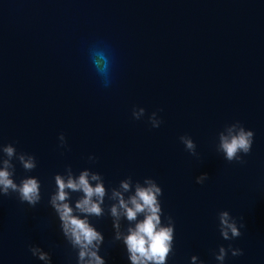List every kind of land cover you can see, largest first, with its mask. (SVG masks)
Listing matches in <instances>:
<instances>
[{"label":"water","instance_id":"obj_1","mask_svg":"<svg viewBox=\"0 0 264 264\" xmlns=\"http://www.w3.org/2000/svg\"><path fill=\"white\" fill-rule=\"evenodd\" d=\"M98 42L112 55L109 87L88 57ZM133 108L144 117L133 119ZM153 112L159 128L148 123ZM237 121L254 132L244 164L216 151L218 133ZM8 144L36 157L31 173L13 160L15 179L38 177L43 198L33 208L0 197V264H43L30 246L51 264H76L48 204L54 175L68 166L99 173L106 188L154 179L175 222L168 264L194 255L218 264L213 252L229 243L243 255L224 264H264V0H0V145ZM221 211L245 225L231 242L218 231ZM91 222L106 264H130L111 218Z\"/></svg>","mask_w":264,"mask_h":264},{"label":"clouds","instance_id":"obj_2","mask_svg":"<svg viewBox=\"0 0 264 264\" xmlns=\"http://www.w3.org/2000/svg\"><path fill=\"white\" fill-rule=\"evenodd\" d=\"M88 57L102 86L112 83V55L109 47L98 42L88 49ZM145 115L144 108H133L132 118L140 120ZM152 128H159L163 121L157 112L148 117ZM60 147H66L63 133L58 137ZM185 150L196 156V144L188 135L179 137ZM254 142V132L247 130L239 121L226 125L218 133L216 151L231 163L244 164V156L250 154ZM17 161L25 173L33 172L37 167L36 157L24 152H17L13 144L0 145V197L16 195L20 203L35 207L42 200L41 182L38 177L24 176L16 182ZM95 162V157H89ZM206 173L196 178L197 184H203ZM55 188L49 194L48 204L59 221V229L72 252L75 253L76 264H106L100 255L104 243V235L97 230L91 218L100 220L109 216L114 229V241L121 242L126 249L130 264H168L174 255L175 222L165 216L160 197L162 188L151 178L143 183L133 182L128 177L119 182L118 187L106 188L104 178L97 172L84 169L76 175L71 166L66 167L63 174H55ZM78 194L73 203V195ZM110 203L105 206V200ZM163 218V219H162ZM218 231L224 241L239 238L244 228L243 223L230 215L228 211L218 213ZM33 257L43 264H51V256L38 246H30ZM233 257L243 255V251L234 248L231 243L227 247L220 245L213 256L218 264H224L228 254ZM190 264H204L197 256H192Z\"/></svg>","mask_w":264,"mask_h":264}]
</instances>
